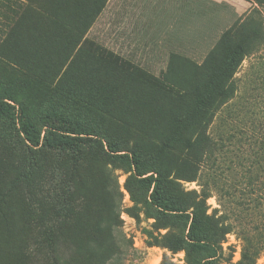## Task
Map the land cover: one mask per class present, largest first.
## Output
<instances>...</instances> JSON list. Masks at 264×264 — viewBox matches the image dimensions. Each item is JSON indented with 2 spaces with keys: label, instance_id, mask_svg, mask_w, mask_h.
Returning a JSON list of instances; mask_svg holds the SVG:
<instances>
[{
  "label": "rangeland",
  "instance_id": "374dc122",
  "mask_svg": "<svg viewBox=\"0 0 264 264\" xmlns=\"http://www.w3.org/2000/svg\"><path fill=\"white\" fill-rule=\"evenodd\" d=\"M254 6L251 0H0V83L17 90L31 115L60 107L120 139L122 149L137 142L150 153L165 135L173 146L164 159L175 166L170 178L192 173L183 139L210 136V159L198 179H174L176 194L189 213L202 187L210 188L205 212L234 223L224 246L235 247L236 264L245 235L264 240V42L244 57L228 94H217L213 74L240 41V23ZM96 85L110 96L91 104ZM207 90L210 100L198 110ZM187 117L188 126L178 120ZM11 137L0 119V163L15 159L13 148L21 154ZM94 155L91 168L79 167L86 198L69 224L91 227L93 241L111 238L108 264H191L185 250L173 252L163 238L185 235L187 219L167 221L133 166ZM51 162L71 161L51 153L44 163ZM12 248L0 242L6 264H14ZM257 264H264V251Z\"/></svg>",
  "mask_w": 264,
  "mask_h": 264
},
{
  "label": "trees",
  "instance_id": "16d2710c",
  "mask_svg": "<svg viewBox=\"0 0 264 264\" xmlns=\"http://www.w3.org/2000/svg\"><path fill=\"white\" fill-rule=\"evenodd\" d=\"M251 1L256 6L240 23L241 29H244L240 41L230 44L224 62L214 70L213 85L218 95L228 94L244 57L264 42V15L259 9L264 7V0ZM230 33L231 30H228L222 37L227 39ZM205 93V96H198V110L210 100V90ZM17 96L14 87L0 83V119L12 131L11 139L21 151L19 154L13 148L15 159L8 160V163L1 160L0 163V242L7 240L13 244L10 254L14 264L110 262L114 254L111 238L106 243L103 240L93 241L91 227L88 230L69 224L72 218H79L86 198L81 189L83 181L79 167L86 163L91 168V152L94 156L104 152L113 161L133 166L136 174L152 188L150 202L167 221L171 218L187 219L189 225L185 235L163 236L167 248L173 252L185 250L191 264L232 263L235 247L231 244L225 247L224 243L227 242V235L235 231V225L227 221V215L218 219L206 214L205 203L211 196L210 188L202 187L201 199L194 203L189 213L176 194L180 183L174 179H198L201 168L210 159L213 152L210 136L199 134L193 139L194 136L190 134V137L183 139L189 161L186 160L193 166L192 173H178L179 177L175 175L170 178L175 166L164 159L173 146L168 137L164 138L165 135L158 139L161 140L160 144L150 153L141 151L137 142L129 149H122L120 139L110 137L101 127H92L91 123L76 118L60 107H51L31 115L30 107L18 102ZM98 96L109 97L110 93L96 85L91 89V97H94L91 104L97 103ZM178 120L186 126L191 123L189 117ZM51 153H55L56 158L67 156L71 162L67 165L51 162L48 167L44 162ZM16 155L20 156L18 163ZM46 200H50L51 204ZM116 224L115 218L110 223L111 228H115ZM162 226L166 228L168 223H162ZM104 228L101 223L98 224V231ZM243 241L241 259L236 264H257L264 251V240H252L245 235ZM193 254L201 258L192 262L190 257ZM0 264H6L1 251Z\"/></svg>",
  "mask_w": 264,
  "mask_h": 264
}]
</instances>
